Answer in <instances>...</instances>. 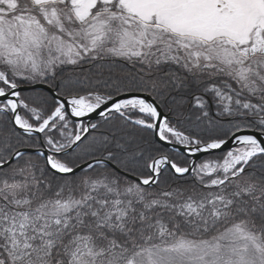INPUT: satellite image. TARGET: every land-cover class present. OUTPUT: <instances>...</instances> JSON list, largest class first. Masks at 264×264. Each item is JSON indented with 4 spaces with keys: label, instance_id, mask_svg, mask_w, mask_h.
<instances>
[{
    "label": "snow or ice",
    "instance_id": "snow-or-ice-1",
    "mask_svg": "<svg viewBox=\"0 0 264 264\" xmlns=\"http://www.w3.org/2000/svg\"><path fill=\"white\" fill-rule=\"evenodd\" d=\"M0 117V264H264V0H0Z\"/></svg>",
    "mask_w": 264,
    "mask_h": 264
},
{
    "label": "trees",
    "instance_id": "trees-1",
    "mask_svg": "<svg viewBox=\"0 0 264 264\" xmlns=\"http://www.w3.org/2000/svg\"><path fill=\"white\" fill-rule=\"evenodd\" d=\"M7 121V117H0V123H5Z\"/></svg>",
    "mask_w": 264,
    "mask_h": 264
},
{
    "label": "water",
    "instance_id": "water-1",
    "mask_svg": "<svg viewBox=\"0 0 264 264\" xmlns=\"http://www.w3.org/2000/svg\"><path fill=\"white\" fill-rule=\"evenodd\" d=\"M98 118H99V117H95V116H94V119H98Z\"/></svg>",
    "mask_w": 264,
    "mask_h": 264
}]
</instances>
